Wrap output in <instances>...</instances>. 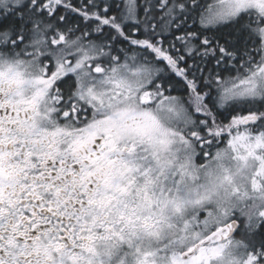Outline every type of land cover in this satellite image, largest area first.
<instances>
[{"label":"snow or ice","instance_id":"1","mask_svg":"<svg viewBox=\"0 0 264 264\" xmlns=\"http://www.w3.org/2000/svg\"><path fill=\"white\" fill-rule=\"evenodd\" d=\"M0 264H264V0H0Z\"/></svg>","mask_w":264,"mask_h":264}]
</instances>
